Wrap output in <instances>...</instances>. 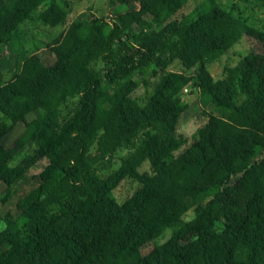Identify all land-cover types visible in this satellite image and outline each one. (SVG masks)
I'll return each instance as SVG.
<instances>
[{
	"label": "trees",
	"instance_id": "obj_1",
	"mask_svg": "<svg viewBox=\"0 0 264 264\" xmlns=\"http://www.w3.org/2000/svg\"><path fill=\"white\" fill-rule=\"evenodd\" d=\"M187 1L111 0L128 8L70 23L48 45L53 63L35 52L0 83L4 201L41 168L15 209L0 210V264H264V28L218 0L175 18ZM71 12L66 0H0V48L23 37V24L66 26ZM243 40L254 48L215 79L208 64ZM194 44L184 65L195 72H169ZM151 68L159 81L142 101L138 77ZM189 85L214 112L187 146L178 125ZM141 128L150 135L140 147L100 176L97 167ZM126 180L138 186L119 202Z\"/></svg>",
	"mask_w": 264,
	"mask_h": 264
},
{
	"label": "rangeland",
	"instance_id": "obj_2",
	"mask_svg": "<svg viewBox=\"0 0 264 264\" xmlns=\"http://www.w3.org/2000/svg\"><path fill=\"white\" fill-rule=\"evenodd\" d=\"M62 3L64 0H56ZM70 2L72 12L69 17L68 24L66 26L50 27L41 23L27 22L23 24L20 31L23 37L17 41L11 42L0 48V83L8 82L12 80L16 73H19L24 59L35 53L39 52L45 58L48 64L55 61L54 55L48 53V45L52 43L56 38L62 35L70 23L78 22L83 18H90L92 16L102 17L105 16L112 19L117 13L125 11L128 6L125 5H111V0H66ZM222 3L226 9L234 8L236 13H241L251 17V21L254 25L264 28V6L255 3L253 0H218ZM209 0H188L186 6L176 15L175 18L181 19L184 15L189 14L197 8L205 10L208 6ZM227 29L222 27L220 33H224ZM217 32V31H215ZM199 44H194L182 51L179 55V59L173 62L169 67V72L191 74L195 72L194 69H188L184 63L187 59L192 57V53L198 50ZM254 48V44L251 41L243 40L241 43L233 47L228 54L222 56L221 59L208 64L207 69L215 79L222 76L224 68L228 65H235L239 61L240 53H246ZM194 59V57H193ZM160 72L156 68L147 70L144 77H138L140 84L139 89L136 91L135 96L140 100H144L148 95H151L157 86L153 85L155 81H159ZM143 80L148 81L149 87L143 85ZM181 99L186 104V113L182 116L178 131L189 138V146L196 137L197 131L200 127L204 126L210 117V113L214 112L211 104H203L202 96L198 89L192 88L191 85L187 86L181 92ZM24 127L19 125L4 141L5 146H10L15 139L22 133ZM150 135V131L146 128H141L135 135L118 151H116L111 157H108L103 163L97 167V173L104 177L109 175L112 171L118 169L121 165L123 158L128 157L134 153L145 139ZM31 147L23 150V152L12 162L13 165L17 164L27 154L31 152ZM142 171L149 170V164L145 163ZM41 171L39 166L33 168L28 176L21 181L15 188L17 191L13 193L7 202L6 199V187L0 185V210H14L18 199L29 192L35 180L32 176L37 175ZM138 184L131 180L123 182L114 192L119 202H124L131 197L137 188ZM14 188V189H15ZM194 216L193 212H189L185 219L190 220ZM3 228V224L0 223V229ZM173 235V230L169 229L160 237L156 242L163 244L168 241ZM152 248V244L145 247L144 252L149 251Z\"/></svg>",
	"mask_w": 264,
	"mask_h": 264
}]
</instances>
